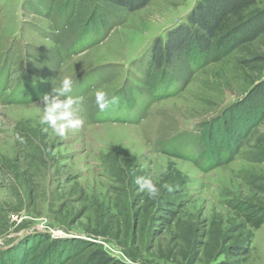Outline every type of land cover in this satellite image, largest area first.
Listing matches in <instances>:
<instances>
[{"label":"rangeland","instance_id":"rangeland-1","mask_svg":"<svg viewBox=\"0 0 264 264\" xmlns=\"http://www.w3.org/2000/svg\"><path fill=\"white\" fill-rule=\"evenodd\" d=\"M201 1L0 0V264H264V0L214 10L221 43L197 36L165 78L152 63ZM63 76L83 123L58 137L41 100ZM98 88L118 98L103 112ZM213 126L237 153L206 170Z\"/></svg>","mask_w":264,"mask_h":264},{"label":"trees","instance_id":"trees-1","mask_svg":"<svg viewBox=\"0 0 264 264\" xmlns=\"http://www.w3.org/2000/svg\"><path fill=\"white\" fill-rule=\"evenodd\" d=\"M115 4H118L124 8H127L128 10H138L145 5L150 0H109ZM256 0H202L199 5H196L195 9L189 14V22L187 24L179 25L173 30L170 31L168 37L166 40L163 38H158L157 41H155V45L153 47L152 53H153V60L152 63L154 67H156L155 71L158 72V70H162V73H159V80L160 78H165V70L167 66H171L174 61L177 54H184L186 55L188 53V50L191 47V43L197 36H199V43H202L201 41L205 40V44L210 48L214 49L217 45H219L220 40L217 41V43L210 44V40L212 38H216V30L218 26H215L212 31H208V28L203 23L205 22H212L211 19L215 18L216 15L214 10H219L218 14H227V12L236 10V7H244L245 4H249L251 2H254ZM205 6V8H204ZM217 14V16H218ZM254 16L251 14L247 17V20L253 18ZM194 25H198V29L196 30L194 28ZM216 28V29H215ZM237 32V29H232L226 33H224L223 37L224 39H231L235 37ZM205 33V34H203ZM177 34L178 36H174ZM198 40V39H196ZM171 41V42H170ZM201 45V44H199ZM158 80V81H159ZM264 81V78L261 82ZM256 87H254L252 90H254ZM255 91V90H254ZM255 92H253L254 94ZM248 96V95H247ZM243 98L241 101L237 102L236 105L242 103L243 101H246L248 98ZM7 102H16L14 99H9ZM234 104L231 105L230 108L235 107ZM217 123V122H216ZM215 124V123H214ZM229 128H225V133L222 135L219 130L215 131L214 126L212 127V131H209L208 134H204V137L206 138L203 140V138L200 140L199 145V159L201 160L199 163L202 165L204 169H212L219 165V160L221 161H228L233 159V154H236L237 150L234 147V141L237 139L233 138L232 135L228 132ZM208 139V142H207ZM219 140V143H218ZM215 144V146H214ZM222 145L221 150L216 154L213 153V147L216 148L218 145ZM218 151V150H217ZM195 159V157H192ZM262 216L259 217L258 222L252 223V225L255 228H258L264 223V220H260ZM53 242L50 243L52 246ZM10 250V249H9ZM8 252V250H6ZM4 251V252H6ZM46 259H41V262H45ZM39 262V263H41ZM58 264V263H57Z\"/></svg>","mask_w":264,"mask_h":264},{"label":"clouds","instance_id":"clouds-1","mask_svg":"<svg viewBox=\"0 0 264 264\" xmlns=\"http://www.w3.org/2000/svg\"><path fill=\"white\" fill-rule=\"evenodd\" d=\"M73 93V80L71 76H63L59 86L54 89V94H45L41 103L42 114L40 123L46 125L58 137H64L69 130L78 129L82 126L81 98ZM95 103L101 112L107 110L110 105L117 103L118 98L112 96L103 89L95 90ZM134 183L139 190L146 193L149 198L156 199L160 195V186L153 180L151 175H136ZM171 191L170 185H163Z\"/></svg>","mask_w":264,"mask_h":264}]
</instances>
